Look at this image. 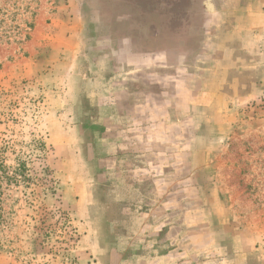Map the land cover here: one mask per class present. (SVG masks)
Masks as SVG:
<instances>
[{
    "label": "rangeland",
    "instance_id": "obj_1",
    "mask_svg": "<svg viewBox=\"0 0 264 264\" xmlns=\"http://www.w3.org/2000/svg\"><path fill=\"white\" fill-rule=\"evenodd\" d=\"M19 161L0 264H264V0H0Z\"/></svg>",
    "mask_w": 264,
    "mask_h": 264
},
{
    "label": "trees",
    "instance_id": "obj_2",
    "mask_svg": "<svg viewBox=\"0 0 264 264\" xmlns=\"http://www.w3.org/2000/svg\"><path fill=\"white\" fill-rule=\"evenodd\" d=\"M38 147H40L41 150H45L46 145L43 142H39ZM32 173L33 169L30 168L25 161H19L14 167L6 166L3 162H0V195L3 194V190L6 188L23 185L27 189H30L25 195H28L32 202H35L38 194L34 190V186L44 184V179L35 178ZM0 210H2L1 201ZM1 222H4V219L3 215L0 214V223Z\"/></svg>",
    "mask_w": 264,
    "mask_h": 264
}]
</instances>
